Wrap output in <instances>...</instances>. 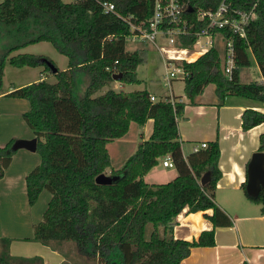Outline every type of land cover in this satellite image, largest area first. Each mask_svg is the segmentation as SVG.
I'll use <instances>...</instances> for the list:
<instances>
[{"label": "trees", "instance_id": "16d2710c", "mask_svg": "<svg viewBox=\"0 0 264 264\" xmlns=\"http://www.w3.org/2000/svg\"><path fill=\"white\" fill-rule=\"evenodd\" d=\"M115 5V12H105L103 2ZM237 8L249 9L257 0H230ZM221 0H192L198 8L217 7ZM258 19L247 27V39L235 37V66L232 77L224 70V57L218 46L193 62H184L189 76L185 93L195 103L205 87L215 85L217 96H241L264 104V0H258ZM155 0H2L0 24L4 35L13 42L0 52V95L4 94L6 62L15 67L43 66L55 81H35L5 94L27 99L23 113L36 134L41 162L26 176L27 197L35 205L43 192L52 197L43 219L34 225L32 240L60 248L74 242L103 264H180L196 246H214L215 227L229 226L232 220L216 203L215 190L223 173L219 166V138L208 147L184 156L178 120L186 102H170V97L151 100L150 91L104 90L119 81L139 83L138 66L146 61V48L127 49L131 26L122 17L133 16L134 23L148 24ZM185 16H191L186 14ZM203 28L196 22L193 31ZM195 34L182 38L183 46L193 44ZM47 41L69 59L68 68L59 66L45 54H12L30 44ZM259 64L262 80L241 81V72ZM52 65L57 67L54 72ZM154 119V130L141 142L119 169H114L108 144L125 136L132 122L145 125ZM264 123V112L246 108L242 127L249 130ZM11 139L0 147V179L11 164L16 150ZM264 151V132L260 135ZM170 155L178 175L165 183L149 184L144 176L160 158ZM112 167L111 184H99L96 177ZM210 171L211 180L201 185ZM264 213V191L253 198ZM188 212L213 209L205 214L213 224L198 239L174 237L178 216ZM149 225L153 226L149 234ZM11 237L0 238V264H45L40 256L24 257L10 251ZM242 264H249L244 261Z\"/></svg>", "mask_w": 264, "mask_h": 264}, {"label": "crops", "instance_id": "0c3cea01", "mask_svg": "<svg viewBox=\"0 0 264 264\" xmlns=\"http://www.w3.org/2000/svg\"><path fill=\"white\" fill-rule=\"evenodd\" d=\"M34 44H30L26 47L20 48L17 51H22L23 49H26ZM4 46L5 45L1 46L2 50L4 49ZM252 65L255 73L258 74L256 76L257 78H251V74L249 73V79L245 82L242 80V71V82L249 83L255 80H262L263 76L261 74V69L254 57H252ZM251 67L246 69L251 70ZM67 68L68 66L64 67L63 70ZM43 79L49 80L46 74H42L38 76V78L30 80L28 84ZM51 79L52 80L49 81H55V77H52ZM18 87H21V85ZM12 90L4 89L5 93L0 95V110L7 109L8 105L10 104L9 101L18 103L24 102L21 103V108L18 109V113L20 114L17 115L19 119L21 118V128H25L27 131L25 133L23 131L20 134H17V132H13V130L4 132L2 124L5 122V124L7 125L10 120L15 118L14 112H11V110L4 111L5 115L0 117V147L5 146L13 138H37L36 134L29 127L23 117V113L29 110L30 103L21 98L9 99L5 97V94L11 92ZM150 93L154 94L157 98L172 96L177 100L186 102L182 114L183 119L178 120L180 139L182 142H193V145L194 141L209 142L219 138L221 146L219 166L222 170L223 176L219 180L217 189L215 190V201L229 215L230 219L232 220V224L229 226H216L215 245L196 246L192 248L191 254L187 258L182 260L180 264H242L244 261L248 262L249 264H264V213L261 210V205L254 209L253 205L245 201V199L241 195H238V202H236L237 204L235 207H241V213L237 211V209L233 206H224L216 199L217 191L232 189L236 192H239L240 190H243L242 183H244L247 178V165L251 159L252 154L259 149L260 135L264 132V123L245 131L242 127V114L246 108H254L264 112V104L256 100L232 95L227 96L224 100H221L215 92V85L214 87H212L210 86V84L207 85L203 93L196 98L195 103H190L186 94L176 95L174 86L171 91L168 90V93L161 97H159L154 92ZM132 123L130 125V128L132 126ZM153 130L154 119H149L145 123V125H140V127L138 128V133L137 131H135L132 135V138L128 137V132L125 136L118 139L138 141L136 148H134L130 154L132 155L141 142L150 138ZM115 149L116 152H119L118 147H115ZM109 152L111 154L113 164V155L110 149ZM127 158L125 159V161L127 160ZM40 162L41 156L39 155L37 150L30 151L25 148L17 150L13 156L11 164L8 166V168L5 169L4 177L0 179V193L3 194V196L7 197L11 194L18 193L22 188L21 192L23 194V200H28L26 176L30 173V171L38 166ZM121 166L115 167L114 169H119ZM112 167L107 169V173H110L112 171ZM156 167L157 165L154 166L144 176V180L149 184H158L157 182L150 181L148 178ZM175 177L176 176H174L172 179H174ZM42 194L43 192L41 193V195ZM51 197L52 194L50 193V195H48L47 205ZM1 204L2 203H0V206ZM45 210H43V213L41 212L39 214H36L34 212L33 214L37 217V219H39L41 215L43 216ZM213 212V209L197 212H188L184 210L177 218V223L174 227L173 232L174 237L177 239H185L190 241L193 239H198L204 230H211L214 228L213 222L205 215H211L213 214ZM198 214H200L199 219L197 217ZM1 237L12 238L10 251L13 255H17L14 253L12 248L13 241L17 240L15 236L1 233L0 238ZM39 245L40 246L38 247V253L40 254L37 253L36 255L27 254L19 256L33 257L41 255L40 257L43 258L45 264H71L70 261L67 260L65 256L66 254L62 250L63 246H61L60 248H53L52 246L44 245L40 242Z\"/></svg>", "mask_w": 264, "mask_h": 264}, {"label": "rangeland", "instance_id": "374dc122", "mask_svg": "<svg viewBox=\"0 0 264 264\" xmlns=\"http://www.w3.org/2000/svg\"><path fill=\"white\" fill-rule=\"evenodd\" d=\"M64 2H73L74 0H63ZM5 27L3 24H0V52H2V45L9 46L13 42L11 41L8 36L4 35ZM209 38L206 36H202L198 41V45L196 49H201L204 45H207ZM220 43V42H218ZM217 44V43H216ZM221 50L222 57L224 55V46L221 44L218 46ZM146 48V61L141 63L137 68V75L140 79L139 83H126L119 80H114L110 86H106L104 90L108 88H113L117 91H124V92H132L136 90H148L150 92L156 93L159 97L164 96L168 93V88L164 85L163 76L165 73V62L158 51L157 48L153 47L152 45H147L146 43H136L132 41L127 42V49L128 50H135V49H145ZM19 52H29L35 54H45L49 56L62 70L64 67L68 66V57L62 53H60L52 43L47 41H42L35 43L32 46H29L22 51H14L12 54H17ZM254 62V61H253ZM44 67H15L11 65L9 62H6L5 70H4V86L5 90H12L13 88H19L18 86H23L24 84H28V82L34 78H38V76L42 74H46L49 80L55 77L54 73L51 71L42 73ZM242 80L247 81L249 79V73L251 74V78L256 79L257 75L253 70V65L251 70L244 69L242 70ZM174 91L176 95H185V82L184 81H175L174 84ZM210 86L214 87V84L211 83ZM13 89V90H14ZM9 99L14 97L5 96ZM17 99V98H15ZM158 99V98H157ZM22 101V100H19ZM25 101H28L25 99ZM9 105L7 109L0 110V117L5 115L4 111L11 110L14 112V117L9 123L6 125L5 122L2 124V128L4 132H8L13 130V132H17L20 134L24 131H27L25 128H21V118H18L17 114L18 109L21 108V103L24 102H11L9 101ZM13 110V111H12ZM183 119L180 117L179 120ZM1 120V119H0ZM7 120V119H6ZM28 127V125H27ZM30 127V126H29ZM140 125L136 122L132 123V126L129 131V138H132V135L135 131L138 133V128ZM115 141V142H114ZM109 144V149L113 155V167H119L123 164L125 159L131 154L134 148H136L138 141L134 140H124V139H115ZM200 143L201 141H194V143ZM192 143L193 142H186L184 144V152L186 154L191 153L192 151ZM115 147H118L119 152H116ZM165 157L160 158L159 164L156 168H154L153 172L148 177L150 181H154L159 183L167 182L172 180L174 176L178 175V171L176 167H166L163 164V159ZM110 175V173H107ZM22 188L18 193L11 194L7 197L3 196L0 193V234H7L11 236H15L17 240L13 241L12 248L15 254L17 255H36L38 251L39 242L32 240L34 233V224L37 223L39 220L43 219V216L37 219L34 216V212L36 214L43 213V210L47 208V200L48 195H50V191L44 190L43 194L38 199V202L35 205H30L28 200H23V194L21 192ZM238 195H241L245 201L249 204L254 206L256 209L261 204L251 201L244 190H240L236 192L232 189H225L216 192V199L223 204L224 206L230 207L233 206L237 209V211L241 212V207H235L236 202H238ZM34 216V217H33ZM34 221H33V220ZM37 219V220H36ZM36 220V221H35ZM149 234L153 230V226L149 225L148 228ZM26 237V238H24ZM1 244V243H0ZM62 250L66 254V258L70 261L71 264H103V260L101 258L92 257L91 254L87 253L84 250H81L80 247L77 246L74 242H66L62 244ZM40 254V253H38ZM44 254V252H43ZM41 256V255H40ZM69 264V263H67Z\"/></svg>", "mask_w": 264, "mask_h": 264}, {"label": "built area", "instance_id": "2783aa9c", "mask_svg": "<svg viewBox=\"0 0 264 264\" xmlns=\"http://www.w3.org/2000/svg\"><path fill=\"white\" fill-rule=\"evenodd\" d=\"M192 0H155L154 12L145 23H134L133 16L122 17L131 26L130 41L136 43H146L157 48L165 62V73L163 76L164 84L171 91L175 80L185 81L189 76L184 62L195 61L192 58L194 53L198 57L209 51L214 46H224V70L226 75L231 78L235 66V45L234 38L240 37L247 39V27L258 19L259 13L258 0L249 8H237L230 0H221L215 8L196 9ZM105 12H115V5L111 2H103ZM193 10H189L190 7ZM191 14L194 17L185 16ZM196 22H201L203 28L193 31ZM195 34L196 41L183 46L182 38ZM202 36L209 38L207 45L196 49L198 41ZM220 42V43H218ZM217 43V44H216ZM151 100L156 101L157 97L151 94ZM177 99L170 97V102L175 104ZM208 147V142H195L192 151L198 152ZM184 152V156L186 157ZM164 166L175 167L170 155L165 156Z\"/></svg>", "mask_w": 264, "mask_h": 264}, {"label": "water", "instance_id": "95a60500", "mask_svg": "<svg viewBox=\"0 0 264 264\" xmlns=\"http://www.w3.org/2000/svg\"><path fill=\"white\" fill-rule=\"evenodd\" d=\"M189 10H193L191 6ZM54 72L57 71V67L52 65ZM115 80L121 78V73L113 75ZM38 139H17L13 144L14 150H19L22 148L28 149L30 151L37 150ZM114 177L106 173H102L96 177V182L99 184H111ZM211 180V172H206L201 178V185H206ZM264 191V151L257 150L255 151L247 165V185L246 192L249 196L256 198L259 196L261 191Z\"/></svg>", "mask_w": 264, "mask_h": 264}, {"label": "bare ground", "instance_id": "6f19581e", "mask_svg": "<svg viewBox=\"0 0 264 264\" xmlns=\"http://www.w3.org/2000/svg\"><path fill=\"white\" fill-rule=\"evenodd\" d=\"M198 55H199V54L194 53V54L192 55V58L195 60V59L198 58ZM185 210L187 211V209H185ZM199 216H200V214L197 215L198 219H199ZM181 217H183V216H181ZM199 222H200V220H199Z\"/></svg>", "mask_w": 264, "mask_h": 264}]
</instances>
